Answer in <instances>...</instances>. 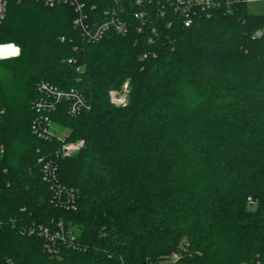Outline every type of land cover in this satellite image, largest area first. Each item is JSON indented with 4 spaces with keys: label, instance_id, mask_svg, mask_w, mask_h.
Wrapping results in <instances>:
<instances>
[{
    "label": "trees",
    "instance_id": "1",
    "mask_svg": "<svg viewBox=\"0 0 264 264\" xmlns=\"http://www.w3.org/2000/svg\"><path fill=\"white\" fill-rule=\"evenodd\" d=\"M114 3L87 0L100 12ZM74 18L68 6L9 0L0 27V42L20 48L0 60L11 181L0 182V264H152L182 243L179 264H264V15L242 4L186 27L154 14L143 33L134 26L96 43ZM41 81L91 104L74 117L65 104L53 113L69 141H85L57 160L75 209L51 202L38 162L61 146L31 130ZM126 81L128 103L115 106L109 91ZM59 223L66 241L30 232Z\"/></svg>",
    "mask_w": 264,
    "mask_h": 264
},
{
    "label": "built area",
    "instance_id": "2",
    "mask_svg": "<svg viewBox=\"0 0 264 264\" xmlns=\"http://www.w3.org/2000/svg\"><path fill=\"white\" fill-rule=\"evenodd\" d=\"M33 1L40 3L48 8H56L60 6H68L75 12L73 25L82 35L83 40L88 43H96L103 38L115 34L126 35L135 26L139 33L145 31V26L149 19L156 14L162 18H177L184 26L190 27L193 22L202 16L211 17L216 11L230 13L237 6L247 4L252 0H163L161 4L154 5L152 0H132L126 3L125 0H114L115 3L109 8L98 11L96 6L88 9L87 0H18V2ZM9 0H0V27L7 17ZM137 23V25H136ZM171 20L168 26L171 25ZM153 32H155L153 28ZM261 34V31L257 33ZM77 49V48H76ZM147 55H144L146 57ZM70 64H77L75 58L68 60ZM82 67L78 66L77 70ZM129 81H126L121 89H111L109 98L112 104L118 107H124L128 103ZM38 96L32 102V108L35 117L31 124L33 134L44 141H52L57 139L61 142V146L52 155H43L38 159L41 163L43 180L50 185L52 190L51 202L60 208L75 209L76 196L71 189L64 187L59 181L58 158L68 157L73 152L78 151L83 146V141H69V134L60 136L58 131L53 127L55 120L53 113L65 104L67 113L74 117L80 115L85 110L91 109V104L83 96V94L75 89L64 90L47 81H41L37 85ZM5 147L0 144V182L4 181L7 187L11 186V181L6 176L9 175V169L5 165ZM4 222L0 220V227ZM60 229L51 232L50 227L34 226L30 232H37L41 236L51 241H66L62 229V223H59ZM22 231H28L25 224L21 226ZM75 236H72V240ZM186 251V245L182 243L179 251L171 254V263L179 264L182 258V252Z\"/></svg>",
    "mask_w": 264,
    "mask_h": 264
},
{
    "label": "rangeland",
    "instance_id": "3",
    "mask_svg": "<svg viewBox=\"0 0 264 264\" xmlns=\"http://www.w3.org/2000/svg\"><path fill=\"white\" fill-rule=\"evenodd\" d=\"M247 9H248L249 14H252V15H264V0H252V1H249L247 3ZM258 32L259 31H257L254 35L255 36H261L262 33L260 35H258L257 34ZM19 53H20V48H19V46L17 44L9 43V42L8 43L7 42L6 43H1L0 42V60L11 58V57H15V56L19 55ZM129 89H130V87H129ZM53 127H54V129L56 131H58L60 136H63L65 134H69L70 133L69 129H67L61 123H59L57 121L54 123ZM76 141H83V146L85 144V141L82 140V139L76 140ZM79 151L80 150L73 152L72 155L76 154ZM17 179H19V177L15 179V182H16ZM28 186L31 189H33L34 191L36 190V196H37L38 199H42L43 198V196H44L43 195V191L41 189H38L36 184H29ZM69 225L71 226V228H73V230L77 229L75 225H72V224H69ZM170 256L171 255H165L162 258H158V260L154 261L152 264H154V263L167 264L169 262L171 263L172 260H171Z\"/></svg>",
    "mask_w": 264,
    "mask_h": 264
}]
</instances>
